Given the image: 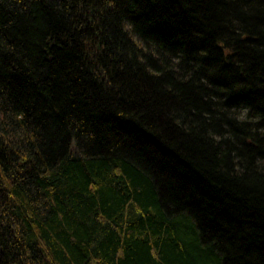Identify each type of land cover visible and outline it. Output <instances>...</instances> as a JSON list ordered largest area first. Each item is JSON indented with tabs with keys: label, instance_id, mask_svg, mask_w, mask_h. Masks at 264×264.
I'll return each mask as SVG.
<instances>
[{
	"label": "trees",
	"instance_id": "obj_1",
	"mask_svg": "<svg viewBox=\"0 0 264 264\" xmlns=\"http://www.w3.org/2000/svg\"><path fill=\"white\" fill-rule=\"evenodd\" d=\"M0 264H264V0H0Z\"/></svg>",
	"mask_w": 264,
	"mask_h": 264
}]
</instances>
